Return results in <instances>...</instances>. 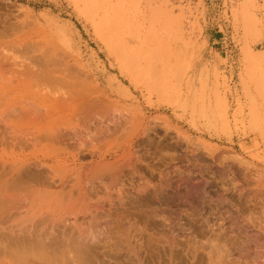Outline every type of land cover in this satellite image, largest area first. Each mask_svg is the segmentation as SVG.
<instances>
[{"label": "rangeland", "instance_id": "obj_1", "mask_svg": "<svg viewBox=\"0 0 264 264\" xmlns=\"http://www.w3.org/2000/svg\"><path fill=\"white\" fill-rule=\"evenodd\" d=\"M263 17L264 0H0V19H9L10 29L14 25V28H18L13 29L16 33L11 29L10 36L4 41L25 43L34 48L37 54H54L67 62L73 71L80 68V81L84 82V88H75V91L81 92L79 96L73 97L76 102L70 103L71 108L100 99L101 103L94 113L101 115L102 111L103 114L105 110L98 107L110 101L116 104L117 109L122 108L123 117L126 115V118L130 119V123L115 133V136L94 145L93 150H100L103 155L109 154V161L117 160L129 151L136 157L132 153L134 150L138 151L135 152L137 157L142 155L144 162H147L148 157V171L144 168L145 174L142 169L143 173L131 170L141 179L131 173L129 175L131 174L133 179L129 175L126 176L129 181L123 189H127L129 194H125L128 193L125 190V195L120 197L126 199L120 202V198H112L114 205L116 200L125 204L130 199L127 197H133L135 194L131 199L133 207L138 204L137 210L136 207L131 210L130 207H133L127 202L125 206L130 204L129 209L124 206L123 208L129 212L122 216V207L116 202L115 208L121 211L116 213L118 211L113 208L114 211L112 209L111 212L116 213V216L111 213L109 217L105 213L100 214L101 216L80 217L85 230L82 235L86 234V237L80 238L82 247L78 245L79 238L78 241L74 238L79 235L82 237L81 231L80 234H76L77 231L68 232L65 238L59 231H52L48 223L43 221V226L37 227L41 233L36 228L32 231L33 225L35 227L33 222L39 224V220L23 206H15L12 201L13 206L10 201L8 203V193H4L0 188V221L6 223V229L3 231L4 225L0 224V264H67L69 260L68 264H149L147 256L150 257L151 252L155 251L150 249L152 235L156 234L155 237L158 238L157 243L153 244H156L157 249L163 246L162 239L167 235L172 236V241H180L179 244H182L188 232L181 228L185 226L184 223L191 221L188 215L194 212L193 208L196 213L204 210L209 219L206 215L205 218L209 221V213L214 207L209 201L219 195L224 200L236 201V194L231 190L232 184L241 186L242 183L244 189H248V186L251 188L256 175L261 176L264 183ZM3 50L5 51L0 48V53L18 57L17 53L12 54L11 49ZM140 124L145 129L144 138L141 130V133L135 136ZM106 143L110 146L107 147ZM99 146L103 148L97 150L96 147ZM88 160L86 162H89ZM68 161L69 169L75 167L70 158ZM80 161L78 164L85 162ZM46 165L50 163L47 162ZM168 171L169 173H166ZM181 175L184 177L180 178ZM72 178L69 185L74 182L73 175ZM124 180L123 183L128 179ZM201 182L207 184H202L203 194L193 187ZM128 183L138 190L137 186L145 185L141 186L140 192L137 191L143 196H137L138 193H133L134 191L130 192L132 188L129 190ZM160 188L162 191L156 193ZM261 190H264V187ZM160 192L166 195L165 198L160 197L165 201H152L151 198L160 199ZM101 193L103 195L100 194L99 197L98 194L96 197L100 200L94 198V201L103 203V199L104 203H107L110 194ZM134 198L140 201V204ZM189 202L192 204H189L190 207ZM165 203L169 204L170 211H165ZM5 205H11L13 208ZM14 208L20 209L15 211ZM151 208L159 211V218H150L148 212ZM162 210L163 212H160ZM41 218L43 217L39 219ZM162 218L166 220L165 224L162 223ZM20 220L22 222L18 223ZM152 221L156 223L152 224ZM105 222L114 226L103 229ZM202 223L199 222L200 225ZM117 224H123V227L119 228ZM200 225H196L197 233ZM47 226L49 229L46 231H51L46 235L41 229ZM9 227H13L12 230ZM35 233L36 236L39 235L38 240ZM50 233L54 235L53 237L51 234L52 239L56 237L59 244L63 242L65 245H58L59 249L62 247L59 252H56L58 247L52 244L55 239H49ZM72 233L74 239H71ZM161 233L165 235L163 238ZM180 234L181 237L186 235L181 239L183 242L179 239ZM16 236L20 238H17L18 242ZM27 236L31 237V241L34 237L37 244L32 241L35 244L32 245L31 241L26 240ZM95 236L98 237L97 242ZM89 237H92L91 241ZM62 238L64 241L60 240ZM93 238L95 241H92ZM39 240L42 245L38 243ZM43 240L47 241L44 243ZM87 243L89 248H86ZM252 244H249L251 248L254 247ZM143 248L146 251H143ZM147 249L151 251L147 252ZM53 251L58 253L55 254L57 256L53 255Z\"/></svg>", "mask_w": 264, "mask_h": 264}, {"label": "bare ground", "instance_id": "obj_2", "mask_svg": "<svg viewBox=\"0 0 264 264\" xmlns=\"http://www.w3.org/2000/svg\"><path fill=\"white\" fill-rule=\"evenodd\" d=\"M3 19L2 20L0 19V48L2 51H5L3 50L5 48L8 51L9 49H11L12 54L13 53L18 54V55L16 54L18 56L16 57L15 55H11V53H10L11 56H8V55L6 56L0 53V188H1V191L2 190L5 191L4 193H8V197L6 196L7 198H9V200H7L8 203L9 201L10 203L12 201V203L15 206H18V205H20V207L23 206L25 210L32 213L34 218L36 217L39 220L38 222L40 223H42V221L44 223L47 222L48 226H50V228L53 229L52 231L54 230L59 231L58 233L59 234L61 233V236L63 235L62 237L65 236V238L66 236H68L67 234L68 232L71 233L72 231L74 232L77 231L75 233L80 234V231H81V235L83 231L85 232V230H83L84 224L82 220L80 221L81 219L80 217L82 216L84 217V216L89 215L93 217V215H100V214L104 215L105 213H106V216L107 215L109 216V214L111 213L115 215L116 213L121 212L117 210L118 208H115L116 207L115 205L117 203H119L118 206L122 207V212L120 213L122 214V216L124 213H128L129 210H125L124 208L127 207V209H129L128 207L130 206V204L129 206H125V205L127 202H130L132 206L133 199L131 198L135 197V194L133 197L124 196V197H127V199L128 198L130 199H128V201H126L125 204L120 203L121 200H123L121 199L122 196L125 194H129L127 189L125 190L128 193H125L126 191L123 188H126L127 186L125 183L129 181L128 177L129 176L132 177L131 174L133 173L131 172V170L133 171L135 169L136 170L135 172L138 171L141 173L142 172L141 169L144 170L145 168V170L147 169L148 171V157L144 154L147 157L146 158L147 162L146 161L144 162L143 158L141 157L142 155L140 157L139 156L137 157V153L135 152H138V151L133 149L134 151L132 150L133 151L132 153H134L136 157L130 154V151H129L127 155L126 153H124L117 160L109 161L107 160V157L109 156V154L103 155L102 153L99 152L100 147L103 148V146H105L104 142H103L104 143L103 146L96 147V149L99 148L97 149L99 150L98 152L94 151L93 149H94V145L99 144L102 141H108L111 137L115 136V133H117L119 130L123 129L125 125H128L130 123V119L126 118V115H124L125 117H123V114L121 111L122 108H120V110L117 109L116 104L110 101H107L106 104L102 103L100 107H98V109L100 110L102 109L105 110L103 113L104 115L102 114V111H100L101 115L99 113H94V110L96 109V107L99 105V103H101L100 102L101 100L100 99H99L100 101L96 100L95 97L93 98L95 100L90 101V102L88 101L89 103L87 104L82 103V105H80L79 107L73 106L75 108H71V106L69 105L73 104L72 102L74 101L76 102V100H74L73 97L79 96L81 92L78 89L77 90L79 92L75 91V88L77 87L82 88L84 85V82L80 81V77H82L81 76L82 74L79 71L80 68H78L76 71H73L70 68V66H68L67 62H64L62 58H59L54 54L53 55L51 53L50 55L37 54V51L34 48L33 49L32 47L30 48L25 43H17L14 41H11V42L4 41L10 36V30L12 29V31H15L13 29H16L17 26L16 28H14L15 27L14 25V27L10 29V25L8 23L9 19L8 20H3ZM13 50H15V52ZM83 77H85V75ZM83 98H86V97H81V99ZM117 114H118V117H117ZM119 115L122 117H120ZM146 127L148 126L146 125ZM140 130L142 131V133ZM140 133L142 137L144 138L145 129L142 127L141 124L138 125V132L135 134V136ZM142 137L140 136L141 139ZM120 138L121 136H119V139ZM123 138H124V135H123ZM106 146L109 147L110 144L106 143ZM146 150L147 148L145 149V151ZM146 154L148 155V153ZM69 158L71 159V164H73L75 167L77 166L79 167L78 168L73 167L69 169V165H70L68 161ZM134 159H135V162H134ZM170 159L172 160V158ZM80 160L85 161L84 164H78V161ZM86 160H88L89 162H86ZM47 162H49L50 165H46ZM145 170L143 171L144 173L142 172L143 174H145ZM129 173L131 174L129 175ZM166 173H169V171ZM72 175L74 177V182L73 183L71 182L72 184L69 185L70 181L73 180ZM125 177L128 180H126ZM135 177L138 178L137 175H135ZM181 177L183 178L184 175L183 176L181 175L180 178ZM190 177L189 179H191ZM252 177H251V180H253ZM254 177L256 179L253 184L251 183L252 185L248 182V184L251 185V188L248 186V189H244L242 186V183H240L241 186L237 185V183L236 185L234 184L231 185V190L233 191V193L235 192L234 195L236 194V198H237L236 201L234 202H232L233 201L232 199H231L232 201L228 199L224 200L220 198V195L218 196V198L214 200L210 199L211 201H209V198H210L209 197L210 195H209L208 196L209 198L207 199L214 206V207L211 206L212 209H211V212L209 213L210 215L209 221L207 220L209 219L207 216L208 214L204 213L203 212L204 210L197 211L198 213H196L192 206L191 208H193L194 212H192L191 215H188L191 221L184 223L185 226L181 225L183 227L181 229L184 232H188V234L185 233L187 236L184 234L186 236V237L184 236L185 238L182 236L184 238L183 239L184 242H183L181 240L182 239L181 237L182 231H181V234H180L181 238L179 239L183 242L182 244H179L180 241H176V242L172 241V238H171L172 236H168V235L165 236L163 235L164 233H161L162 238L163 236H165L166 238L162 239L163 242L161 241L163 245L160 247L161 250L160 248H158L160 251L155 252L158 249H157L156 244L155 245L153 244L155 242L157 243L158 238L156 239L155 237L156 234L155 236L152 235L153 237L152 239H150L151 240L150 243H152L151 244L152 246L150 247V249H155V251H152L150 255L148 254L150 257L147 256V258H149L148 260H150L149 264L150 263L152 264H264V192H263L264 190H261L264 187V183H263V180L261 179V176L256 175ZM124 178L126 182L123 183ZM225 178H226V175H225ZM138 179H141V178H138ZM185 179L187 180L186 177ZM138 181L140 182V180ZM145 183L146 181L144 182V184ZM193 183L191 184L192 186L194 185ZM123 184H125L124 185L125 187L123 186ZM176 184L177 182L175 183V185ZM202 184L205 185L206 183L201 182V184L194 185L193 187L196 189H199L201 192L202 189H203L202 191H204ZM132 185L134 184L132 183ZM128 186H130V184ZM141 186H137L139 190L140 188L145 187V185L142 187ZM244 187H245V184H244ZM131 188L132 186H130L129 190ZM133 188L132 190H130V192L134 191L133 193L135 192L138 193L137 191L139 190L137 188L136 189H133ZM228 188L230 190V187ZM157 191H162V190L160 188V190H156V193ZM101 192H104L105 194H108V195L110 194L109 199L112 201H113L112 198H114L115 196L118 199L121 197L119 200L120 202L116 200L117 203L115 202V205H114L112 204L114 203V201L111 202L110 200H108L106 195H105V198H107L108 200L107 203L106 201L104 203V200L102 199L104 198L103 196H101L102 197L101 202L103 203L94 201V198H96L98 194L100 197V194H102ZM147 193H148V189H147ZM156 193H154L153 196H155ZM132 194L130 193V195ZM160 194H161L160 196L158 195L159 198L161 196L162 197L166 196V195H163L164 192L163 194L160 192ZM136 195L143 196L140 193ZM149 196L152 197V195H149ZM99 197L96 199L100 200ZM201 197L205 198V196H201ZM134 199L137 200L136 198ZM162 199L160 198L156 200V199L151 198V200L154 202L158 200L162 201ZM129 200H132V202ZM170 200L172 201L171 198ZM2 201L4 204V199ZM138 203L140 204V201H138ZM189 204L191 203L189 202L188 205ZM11 205H5V206L9 207ZM137 205L138 204L136 203L135 204L136 210H137ZM191 205H189V207ZM208 206L210 205L208 204ZM135 207L133 208L130 207V209L135 210ZM113 208H115L118 212L116 211H115L116 213L111 212ZM169 208H170L169 204L165 203V207H164L165 211L167 210L170 211ZM16 209L19 210L20 208L19 209L16 208ZM16 209L14 208L15 211H17ZM151 209L152 210H149L150 212H148V215L150 216V218H152V220L159 218L160 217V215H158L159 211L154 208H151ZM138 211H135V212L137 213ZM144 211H146V209ZM140 212H138L137 214H139ZM160 212H163V210ZM205 215L207 216V219L205 218L206 217ZM177 216L179 215H176V217ZM40 217H43V218L39 219ZM139 217H142V216H139ZM168 218L166 219L168 220ZM8 219L9 217H7V220ZM162 219H163L162 223L164 222L165 224L166 220L164 218ZM200 221L203 222L202 224L204 225L202 224L200 225L199 224ZM20 222L22 221L21 220L18 221V223ZM23 222L25 223V221ZM28 222H30V220ZM4 223L5 222L2 221L0 224H3L4 226L3 225L2 226L5 227L6 223L5 224ZM33 223L35 224V227ZM33 223H32L33 225L32 231H34V228L38 229L37 228L38 226L42 227L44 224V223L38 224L36 222H33ZM107 223L105 222L106 225H104L103 229H105V227L109 229V227L114 226V225L110 226L109 223L108 224ZM115 223L116 222H114V224ZM154 223L156 222H153L152 224ZM36 224L38 225L36 226ZM123 224L122 225L117 224V225L120 226L119 228H122ZM169 224L170 223L168 222V225ZM46 225L47 224H45V226ZM196 225L197 226L200 225L198 228V233H197ZM22 226L24 228V224ZM48 226L46 228L43 227L44 230L43 228L42 229L40 228L41 231L42 232L44 231L45 234L46 233L48 234V232L51 231V229L49 231H46V229L47 230L49 229ZM97 226L99 225L97 224ZM3 227H2V231L3 229H6V227L5 228ZM171 227L173 226L171 225ZM12 228L10 229L12 230ZM10 229L7 230V232H9ZM145 230H146V227H145ZM199 230H202V231L199 232ZM167 231H168V228L166 229V232ZM104 232L105 231H103V233ZM169 232L172 233L170 230ZM75 233L74 235H76ZM51 234L52 233H50V235ZM128 234L130 236V233ZM165 234H168V233H165ZM19 235L21 236V234ZM52 235L49 236V239L50 237L52 241L55 239V241H53L54 243H52L56 245L55 247H58V249H59L58 245H61V246L63 245L62 247H65L63 242L62 244H59L60 242L58 241L59 240L58 237H57L58 242L56 241V237L52 239L54 237V235L53 237ZM71 235H72L71 236V239H72L73 233ZM83 235L82 237H79L80 235L78 237H74L76 238L75 241H78L77 238H79V242H80V238L86 237V234H83ZM35 236H36V233H35ZM37 236L35 238H37L38 240ZM92 237H89L90 241ZM17 238H19V236L18 237L16 236V240ZM30 238L31 237H29L26 240L30 242L31 241ZM40 238L42 237L40 236ZM97 238L98 237L95 236L96 242H97ZM71 239L69 238L68 240L72 242ZM21 240L23 239L21 238ZM37 240L36 239L34 240V237L32 239V241H34L35 243ZM60 240H63V238ZM176 240H178V238ZM32 241L30 243L33 245L34 243ZM43 241L45 243L47 240H43ZM92 241H95L94 238L92 239ZM17 242L15 243V245L17 244ZM29 242L27 244H29ZM39 242L40 240L38 241V243ZM251 243L254 244V247L252 246L253 248L250 247L251 245L249 246V244ZM1 244L2 243H0V245ZM39 244L42 245L43 243L41 242ZM78 245L81 246V242ZM61 246L60 248L62 249ZM83 246L85 247V245ZM87 246L86 248L90 247L89 244ZM9 248L7 247V249ZM96 248L98 247L96 246ZM61 249H59L56 252H59ZM143 251H146V250L144 249ZM149 251L151 250H148L147 252ZM56 252L52 254L54 256H57L55 255V254H58ZM67 254L68 253L66 252V256ZM26 257L27 256H25V258ZM97 257L98 256H96V259ZM142 260L144 259L142 258ZM74 263L75 262H73V264Z\"/></svg>", "mask_w": 264, "mask_h": 264}, {"label": "crops", "instance_id": "obj_3", "mask_svg": "<svg viewBox=\"0 0 264 264\" xmlns=\"http://www.w3.org/2000/svg\"><path fill=\"white\" fill-rule=\"evenodd\" d=\"M263 19H264V17H263Z\"/></svg>", "mask_w": 264, "mask_h": 264}]
</instances>
